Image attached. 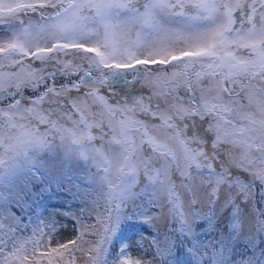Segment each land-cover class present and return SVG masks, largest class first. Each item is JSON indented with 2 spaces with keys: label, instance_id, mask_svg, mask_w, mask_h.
Here are the masks:
<instances>
[{
  "label": "snow or ice",
  "instance_id": "6c2138e0",
  "mask_svg": "<svg viewBox=\"0 0 264 264\" xmlns=\"http://www.w3.org/2000/svg\"><path fill=\"white\" fill-rule=\"evenodd\" d=\"M81 262L264 264V0H0V264Z\"/></svg>",
  "mask_w": 264,
  "mask_h": 264
},
{
  "label": "rangeland",
  "instance_id": "374dc122",
  "mask_svg": "<svg viewBox=\"0 0 264 264\" xmlns=\"http://www.w3.org/2000/svg\"><path fill=\"white\" fill-rule=\"evenodd\" d=\"M129 207L131 208V205H130ZM154 223H155V227H151V226H148V225H146L145 228H138V229H136L137 227H136V228L133 227L132 229H130V230L128 231L127 234H128L129 236H132V237H133V241H135V239L138 238V237L135 235V233H136L137 231H139V232H144L145 229H148V230L151 231V232H159V233H161V236H163V233H164L165 230H166L167 218L165 217L164 219H160V220H158V221H155ZM69 227H71V225H69ZM241 239H243V237H242ZM244 242L247 243L246 240H245ZM240 249H241L242 251H244V248H243V245H242V244H241ZM132 255H133V256H136V255H138V253L133 252ZM81 264H82V262H81Z\"/></svg>",
  "mask_w": 264,
  "mask_h": 264
},
{
  "label": "trees",
  "instance_id": "16d2710c",
  "mask_svg": "<svg viewBox=\"0 0 264 264\" xmlns=\"http://www.w3.org/2000/svg\"><path fill=\"white\" fill-rule=\"evenodd\" d=\"M134 228H136V226H134ZM136 229H138V228H136ZM257 243H259V241H257ZM240 247H241V245H240ZM240 247L238 248V251L242 252V250L240 249ZM257 252H258V249H257Z\"/></svg>",
  "mask_w": 264,
  "mask_h": 264
}]
</instances>
